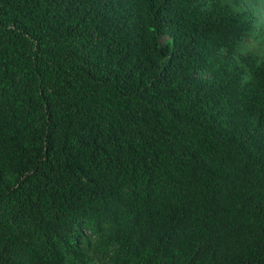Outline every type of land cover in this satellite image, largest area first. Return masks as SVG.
Wrapping results in <instances>:
<instances>
[{
	"label": "trees",
	"instance_id": "trees-1",
	"mask_svg": "<svg viewBox=\"0 0 264 264\" xmlns=\"http://www.w3.org/2000/svg\"><path fill=\"white\" fill-rule=\"evenodd\" d=\"M0 264H264V0H0Z\"/></svg>",
	"mask_w": 264,
	"mask_h": 264
}]
</instances>
